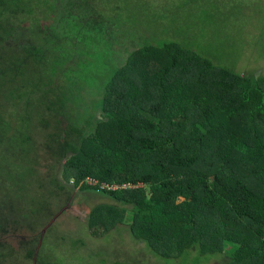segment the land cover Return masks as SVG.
I'll return each instance as SVG.
<instances>
[{
    "label": "trees",
    "instance_id": "16d2710c",
    "mask_svg": "<svg viewBox=\"0 0 264 264\" xmlns=\"http://www.w3.org/2000/svg\"><path fill=\"white\" fill-rule=\"evenodd\" d=\"M30 1L0 0V236L18 229L14 218L29 205L32 180L40 182L32 166L41 158L33 161L37 151L30 131L37 124L46 133L45 146L61 157L68 155L61 168L64 179L114 202L92 208V236L124 224L130 211L131 238L164 264H201L220 256L218 264H264V77L241 76L216 65L183 38L143 42L140 25H163V33L169 29L166 20L176 21L170 16L177 7H167L169 0H101V9L93 0H40L49 10L42 14L47 26L36 25V34L44 35L48 48L62 43L52 39L56 19L48 22L58 9L65 17L57 18L61 36L72 32L82 54H96V60L107 55L110 38L126 39L131 42L122 43L127 48L136 45L132 41H142L132 51L125 45L115 53L116 65L100 68L111 74L102 96L95 99L94 112L100 116L86 119L94 120L90 132V124L83 128L81 119L73 121L67 108L62 111L69 103L76 107L82 102L71 90L75 81L64 73L59 77V71L50 73L54 53L8 42L17 30L13 20L19 12L31 11ZM204 5L210 13L217 7L215 0H203ZM180 11L178 35L186 39L202 27L193 20L202 16L186 17ZM51 31L54 34L46 35ZM56 78L64 81L59 92L42 90ZM27 169L32 180L24 182ZM89 178L97 184L89 185ZM46 181L38 184L42 193L59 199L63 185L56 177ZM101 183L109 189L102 190ZM31 248L25 257L34 258L35 264H64L54 253L44 256ZM3 249L0 242V264L11 257ZM128 261L114 264H131Z\"/></svg>",
    "mask_w": 264,
    "mask_h": 264
},
{
    "label": "rangeland",
    "instance_id": "374dc122",
    "mask_svg": "<svg viewBox=\"0 0 264 264\" xmlns=\"http://www.w3.org/2000/svg\"><path fill=\"white\" fill-rule=\"evenodd\" d=\"M119 2L117 5H120ZM92 4L97 9L102 7L101 0H93ZM215 4H217L216 9H213L210 13L206 10L205 5L203 6V0L200 2L195 0L192 3L188 0H169L166 4L167 7H171L170 5L177 7L170 16L171 18L173 16L177 17L176 21L166 20L169 29L166 28L168 30H165L164 28L163 33H161L163 25L156 24L150 29L140 25L139 29L145 36V39L141 40L143 42L158 43L160 40L158 38H169L180 42L183 38V40H186V44L192 45L193 51L202 56L211 57L216 65L230 68L241 76L264 77V0H215ZM30 6V12H19L16 15L17 20L13 21L17 30L8 37V42L12 47L24 46L27 43L30 47L40 46L43 51L47 50L54 53L53 63L49 64L53 68L50 73L57 75L59 71V77L64 73L75 81L74 86H71V90L75 95H78L82 102L79 103L81 106L76 107L69 103L66 107H62V111L64 112V108H67L65 112L69 114H67L68 117L74 119L73 121L77 120L76 118L81 119L79 121L83 128L90 124L88 128L92 132L94 120L89 122L86 119L89 116L90 118L100 116L99 113L94 112V107L98 104L95 99L102 96L104 84L109 78L108 75L111 74L110 70L104 72L100 71V68L104 67L103 64L108 65V68L111 65H116L119 57L115 53L123 50V47L126 44H131V42L126 43V39L117 37L114 40L110 38L111 44L108 43L104 48L107 55L102 56V60H96V54L93 56L90 53V55L86 50L82 54L72 32L67 33L65 38L61 36L62 31L60 25L57 24V18L64 19L65 17L59 9H56L57 11L51 12L52 17L48 22H52L53 18L56 19V23L53 24L55 25L53 31L57 35L52 31L46 35L54 34L52 39L58 37L62 40V43L49 44L51 47L48 48L43 39L44 35L36 34V25L47 26V23L44 20L42 21V14L45 13V9L47 11L49 8H45L46 6L42 5L40 0H31ZM179 9L184 12L186 17L189 13L202 16L200 19L193 18L194 21L200 22L202 27H197L192 34L187 35L186 39L184 36L178 35V26L183 25L180 22L183 15L179 13ZM127 21L125 22L129 24ZM136 22L138 23L137 20ZM109 35L110 37L115 36L114 34ZM142 41H132L136 44L132 46L142 45L140 43ZM112 42H114L113 45ZM122 43L126 44L122 45ZM74 45L76 47H73ZM133 47L130 45L127 48L126 45L125 50L132 51ZM63 83L62 79L56 78L53 84L45 83L42 90L45 87H50L59 92L60 89L58 88L61 87L59 85L64 86ZM0 103L2 104V101ZM11 125L10 129H15V123H11ZM61 125L62 128L66 127L62 121ZM30 131H34L35 137L32 138V142L35 143L37 151L36 154H32L33 161L41 158L32 167L39 173L41 184L47 182V179L56 177L65 189L59 192V199L42 193L43 190L38 185L40 182H37L35 178L33 180L31 177L28 178V169L25 171L23 181L25 182L26 179L32 180L30 184L31 193L29 192L30 202L28 207L19 213L21 217L14 218L16 223H19L18 229L15 231L7 229L5 230L7 234H3V237L0 236V242L4 245L3 251H6L7 254L11 252L10 259H4V264H35L34 258L29 260L25 257L26 250L32 249V246L39 253L42 254L43 252L44 256L47 253H54L57 256H54L56 260H61L64 264H101L99 262L114 264V262L122 260H129L128 262H131V264H164L149 252L144 243L133 241L131 238L128 229L131 220L130 211L125 215L124 224L118 223L113 229L111 228V232L103 236H92L90 232L96 229V226L92 229L89 228L92 208L99 204H113L114 202L107 196L99 195L98 192L94 194L92 191H82L79 187L74 188L73 181L67 182L61 171L68 155L61 157L59 153L50 151L45 146L44 136L46 133L37 124L33 125ZM12 133L15 134V131ZM24 133L26 134V132L22 134ZM20 138L22 139V135L19 134L18 139ZM24 148L30 149L27 143H25ZM19 149V147L18 149L15 148L16 151H19ZM17 174L12 175L20 179ZM121 179L120 176L118 180ZM35 181L37 184L34 183ZM10 184L7 185L10 186ZM22 184V180L17 183L18 186ZM100 186L102 190L109 189L105 184L101 183ZM119 187L126 188L127 186L114 185V188ZM5 189H1V191H5ZM147 192H150L149 189ZM41 213L45 215H41ZM31 221L36 223H30ZM22 242L26 245L23 246ZM75 243L83 245L76 246ZM70 258L74 259L68 261ZM82 259L84 260L82 261ZM163 261L169 264H180V260L178 262L174 260ZM221 262L222 257L220 256L218 259L211 258L209 262L201 264H218Z\"/></svg>",
    "mask_w": 264,
    "mask_h": 264
},
{
    "label": "built area",
    "instance_id": "2783aa9c",
    "mask_svg": "<svg viewBox=\"0 0 264 264\" xmlns=\"http://www.w3.org/2000/svg\"><path fill=\"white\" fill-rule=\"evenodd\" d=\"M87 182L89 185H96L97 184V181H95L93 179H88Z\"/></svg>",
    "mask_w": 264,
    "mask_h": 264
},
{
    "label": "clouds",
    "instance_id": "9594fccd",
    "mask_svg": "<svg viewBox=\"0 0 264 264\" xmlns=\"http://www.w3.org/2000/svg\"><path fill=\"white\" fill-rule=\"evenodd\" d=\"M89 179H91V178H89ZM88 180V179H87ZM88 183V182H87Z\"/></svg>",
    "mask_w": 264,
    "mask_h": 264
}]
</instances>
